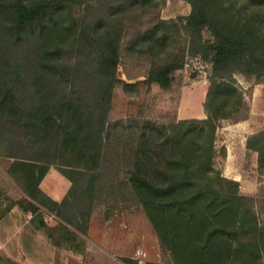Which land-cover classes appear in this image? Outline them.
Here are the masks:
<instances>
[{
    "label": "trees",
    "instance_id": "trees-1",
    "mask_svg": "<svg viewBox=\"0 0 264 264\" xmlns=\"http://www.w3.org/2000/svg\"><path fill=\"white\" fill-rule=\"evenodd\" d=\"M186 1L189 13L179 18L185 48L159 58L172 44L160 31L172 21L162 19L135 29L125 47L152 57L146 80L161 89L185 55L210 64L205 117L163 124L107 119L123 26L138 23L154 0H0V145L30 151L31 161L14 158L10 175L64 221L72 212L52 206L72 191L92 198L124 189L166 251L165 264H264L256 199L221 175L225 150L215 145L222 122L249 115L250 91L243 94L232 75L264 78V0ZM204 28L211 39L202 37ZM245 148L256 154L260 178L264 128L246 137ZM49 166L70 182L59 203L38 188Z\"/></svg>",
    "mask_w": 264,
    "mask_h": 264
},
{
    "label": "rangeland",
    "instance_id": "rangeland-1",
    "mask_svg": "<svg viewBox=\"0 0 264 264\" xmlns=\"http://www.w3.org/2000/svg\"><path fill=\"white\" fill-rule=\"evenodd\" d=\"M154 1L156 5H148L138 23L123 26L128 28L121 38L120 57L107 113L109 121L134 117L166 124L184 118L205 117L202 103L210 64L201 56L185 55L181 66L173 72L170 87L161 89L146 80L152 57H137L125 52L126 42L133 31L154 25L156 19L172 21L160 31L175 46L173 53H169L173 47L171 44L166 52L159 54V58L166 60L185 48L186 35L179 18L189 13V3L186 0ZM71 12L77 14L78 8L72 7ZM201 35L204 39H211L205 28L201 30ZM232 77L243 94L250 91L249 98L244 95L249 115L239 122H222L217 128L215 145L218 148L223 146L225 150L224 159L218 161L219 168L222 176L237 181L240 194L256 199L257 221L264 224V175L258 177L256 154L245 148L246 137L264 128V78L256 81L239 73H234ZM15 148L12 143L0 145V234L7 236L13 233L7 248L18 263L71 261V255L61 253L63 251L57 247L66 240L60 237L64 232L83 242L77 257L84 264L167 263V253L160 248L150 223L136 202L126 196L124 189H114L113 194L93 193L92 198L72 191L76 195L75 199L68 196L70 207L68 202L59 207L52 206L62 214L64 211L72 212L71 220L64 221L56 216L57 212H51L29 199L15 183L9 172L14 158L31 161L28 149ZM68 182L53 166H49L38 187L57 200L64 189L63 195L66 194L70 185ZM86 246L92 252L85 253ZM2 255L3 252H0V257ZM0 264H4V260H0Z\"/></svg>",
    "mask_w": 264,
    "mask_h": 264
},
{
    "label": "crops",
    "instance_id": "crops-1",
    "mask_svg": "<svg viewBox=\"0 0 264 264\" xmlns=\"http://www.w3.org/2000/svg\"><path fill=\"white\" fill-rule=\"evenodd\" d=\"M38 188L40 189V187H38ZM64 190H66V189H64ZM63 191H62V193L59 196V197H61L59 200H58L59 197H57L58 201L54 200L53 198H51V196H49L48 193H45V194L47 196H49L53 201L58 203L62 199V197L65 195V194L63 195ZM52 197H53V195H52ZM12 236H13V233H11V234H9L7 236L4 235V234H0V252H3V255L0 257V260H4V264H22V263H18V261L10 254V251L7 248V245H9L8 241H9V239ZM60 237L66 238V240H63L62 242H60L57 247L63 251L61 253L64 254V252H65V255H69L70 254L71 255V257H70L71 261H63V263L56 261V262H53L51 264H84L83 262H81L79 260V257H77L79 255V253H80L79 247H80L81 244H83L81 239H79L78 237H74L73 235H71V233H68V232L62 233L60 235ZM3 238H5V239H3ZM84 252L85 253H90L92 251L90 250L89 246H86Z\"/></svg>",
    "mask_w": 264,
    "mask_h": 264
}]
</instances>
